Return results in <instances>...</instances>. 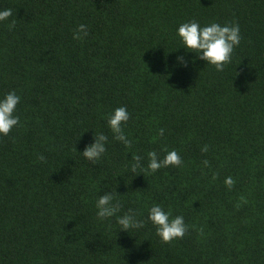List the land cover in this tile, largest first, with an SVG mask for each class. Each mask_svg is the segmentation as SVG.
<instances>
[{
	"label": "trees",
	"instance_id": "obj_1",
	"mask_svg": "<svg viewBox=\"0 0 264 264\" xmlns=\"http://www.w3.org/2000/svg\"><path fill=\"white\" fill-rule=\"evenodd\" d=\"M0 9L12 10L0 23V97H21L19 124L0 136V264H264V0H0ZM193 20L239 25L222 71L182 48L177 29ZM80 24L88 34L73 39ZM121 106L130 147L107 126ZM99 133L106 152L92 163L79 153ZM171 150L181 165L146 170L148 152ZM115 190L118 214L131 211L143 228L97 220L96 200ZM154 204L184 217L182 238L161 242L147 219Z\"/></svg>",
	"mask_w": 264,
	"mask_h": 264
},
{
	"label": "clouds",
	"instance_id": "obj_2",
	"mask_svg": "<svg viewBox=\"0 0 264 264\" xmlns=\"http://www.w3.org/2000/svg\"><path fill=\"white\" fill-rule=\"evenodd\" d=\"M12 15L11 9H0V23L8 20ZM9 28L14 27V23H10ZM87 26L78 25L73 34V39L80 40L87 36ZM177 37L183 45L185 53L193 54L196 59L203 61L208 66H213L217 71H222L225 65L231 62L234 48L239 45L241 40L240 28L237 24L221 25L219 23H210L201 26L195 20L181 23L177 29ZM176 63L182 66L187 65L190 61L185 60L184 56H178ZM21 97L15 92L10 91L0 97V136H7L14 126L19 124V117L15 114ZM129 120V113L123 106L112 111L107 117V126L113 134V138L125 147H130L132 141L125 134L123 125ZM163 129L159 130L158 135H163ZM108 136L99 133L93 136L92 143L85 145L79 154L87 161L95 163L106 152V144ZM207 151L205 147L202 149ZM41 159H43L41 157ZM131 171L135 172L141 167L140 156H135ZM148 172L154 173L162 167L179 166L182 161L179 154L175 150L168 151L163 159L158 157L155 151L147 153ZM205 164L207 162L205 161ZM225 185L229 188L233 185L232 177L225 178ZM118 195L116 190L114 193L105 192L99 195L95 202V215L97 220L104 221L115 218L116 224L120 228V232H127L130 229H141L144 227V221L138 219L131 211L119 215L122 205L116 199ZM148 221L156 230V235L161 242L168 243L170 241L180 239L184 236L188 229L185 224L184 217L177 215L172 217L171 211H165L159 204H154L148 209Z\"/></svg>",
	"mask_w": 264,
	"mask_h": 264
}]
</instances>
